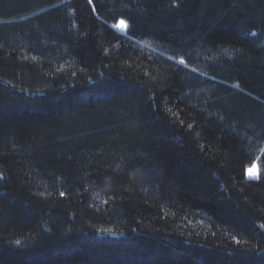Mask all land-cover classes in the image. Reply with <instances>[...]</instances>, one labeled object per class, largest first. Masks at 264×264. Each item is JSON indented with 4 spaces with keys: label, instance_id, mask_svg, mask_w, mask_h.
<instances>
[{
    "label": "trees",
    "instance_id": "trees-1",
    "mask_svg": "<svg viewBox=\"0 0 264 264\" xmlns=\"http://www.w3.org/2000/svg\"><path fill=\"white\" fill-rule=\"evenodd\" d=\"M0 264H264V0H0Z\"/></svg>",
    "mask_w": 264,
    "mask_h": 264
},
{
    "label": "rangeland",
    "instance_id": "rangeland-1",
    "mask_svg": "<svg viewBox=\"0 0 264 264\" xmlns=\"http://www.w3.org/2000/svg\"><path fill=\"white\" fill-rule=\"evenodd\" d=\"M117 28H119L120 30H125L126 28H123V26L121 24H119L117 26ZM257 171H258V168L257 167H254L250 172H249V175L250 176H254V175H257Z\"/></svg>",
    "mask_w": 264,
    "mask_h": 264
},
{
    "label": "snow or ice",
    "instance_id": "snow-or-ice-1",
    "mask_svg": "<svg viewBox=\"0 0 264 264\" xmlns=\"http://www.w3.org/2000/svg\"><path fill=\"white\" fill-rule=\"evenodd\" d=\"M121 25L123 26V28H127V25L123 21H121ZM253 35H254V33H253ZM181 63H183V60H181Z\"/></svg>",
    "mask_w": 264,
    "mask_h": 264
}]
</instances>
